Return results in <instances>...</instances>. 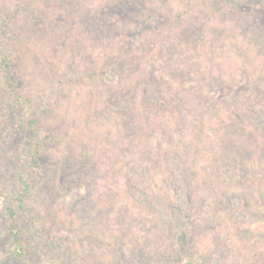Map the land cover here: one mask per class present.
Instances as JSON below:
<instances>
[{
  "label": "trees",
  "instance_id": "16d2710c",
  "mask_svg": "<svg viewBox=\"0 0 264 264\" xmlns=\"http://www.w3.org/2000/svg\"><path fill=\"white\" fill-rule=\"evenodd\" d=\"M105 70L118 74L116 84L101 83ZM0 117L22 138L13 185L2 193L0 264L28 261L29 235L41 230L46 242L37 218L58 216L60 202L103 255H120L97 212L134 185L158 231L160 264H180L188 234L179 229L174 253L159 233L194 210L203 221L195 248L219 264L227 199L219 188L236 185L219 172L237 169L240 179L249 163L264 166V0H0ZM123 158L133 159L127 175L116 168ZM172 188L179 209L170 216ZM65 251L84 264L83 247Z\"/></svg>",
  "mask_w": 264,
  "mask_h": 264
},
{
  "label": "rangeland",
  "instance_id": "374dc122",
  "mask_svg": "<svg viewBox=\"0 0 264 264\" xmlns=\"http://www.w3.org/2000/svg\"><path fill=\"white\" fill-rule=\"evenodd\" d=\"M226 11L227 9L223 10L225 14H227ZM20 37L19 44L24 46L27 40L22 35ZM100 74H102V84L114 85L118 81V74L114 70H105ZM71 81L73 80L69 79L66 82L70 85ZM209 93L212 96L218 95L219 84L217 82L210 87ZM257 124L264 125V121L257 122ZM21 146V135L17 134L16 129L10 126L9 121L5 117H0V220L2 218V193L6 190V187L13 185L18 167L16 155L20 151ZM131 160L133 161V159H120L119 166L116 168L121 169L123 174L127 175V163H131ZM122 164L125 165L124 170L122 169ZM219 173L223 180L230 184L229 187L236 184L233 188L227 189L226 186L219 188H225L224 196L227 198L226 200L224 199L222 204L224 214L222 213L218 217L223 231L221 236L226 240L225 245H221L223 244L221 240L220 244L217 243L215 248L219 251V264H264V166L260 165V163H249L245 177L243 176L240 179H237V176L242 174L237 169L233 171L224 169ZM94 177L95 174L92 175V179ZM97 178L100 183H104L103 175H99ZM67 180H73V178L64 177L63 184ZM174 185L177 186V184H173L172 187ZM106 188L107 186L104 184L101 196L108 197ZM138 190L139 186L134 185V187L128 189V193L121 194L117 198L108 201V204L103 209L99 208L97 212L98 219H103L105 223L107 222V227L109 228H107V233L113 234L115 239L121 241L122 251L120 255L118 253L117 256L112 255L111 258L103 255L101 252L104 247H102L98 237L94 235L92 239L89 230L80 232V228L83 227L81 224L83 219L78 218L65 207L66 205L60 202L53 210L58 216L53 215L54 217L49 218L44 215L42 218H37L38 223L44 222V239L46 242L43 245L40 243L41 230L40 232L39 230H34L32 235H29L27 242L30 244L32 254L29 255L25 264H71L68 258L69 255L65 251L68 246H74L77 250H80L81 247L84 248L85 251L82 255L84 256L82 258L84 264H160L158 261L160 255L156 251V245H152L156 243L154 236H157L158 231L153 228L154 224L150 226V221H153L151 215L143 216L140 210ZM175 191L176 188L168 190L171 205L167 206V208L169 209L168 212L170 211V216L176 214L179 209V201L176 198L178 194L175 195L177 193ZM181 192H178L179 195ZM69 193L70 195L73 194L72 192ZM66 199L72 201L71 196ZM65 202L67 201L65 200ZM123 212L127 214L126 220H123ZM48 214L51 215V212ZM201 214L197 210L188 212L183 221L176 216L172 220L174 228H170L168 233H159L161 238H163L161 242L166 244L169 241V245L174 247L175 253L179 248H177L176 243L174 244V240L179 229L182 227L185 229L188 234L187 247L184 252L177 251L180 264H216L214 260L203 258L197 251L198 248H195L199 237V226L203 224ZM183 215L185 216V214ZM130 216L133 220H128ZM75 223L77 225L80 224V226H75ZM170 237L173 240H170ZM49 241L57 243L60 246L58 248L59 251L54 253L51 246L47 244ZM87 241H92L90 242L91 246L97 242L98 245L95 246V248H99L97 253L87 250ZM208 242L211 243L212 238H208ZM62 246L63 248H61ZM101 254L105 258H102ZM63 256L65 257L64 260Z\"/></svg>",
  "mask_w": 264,
  "mask_h": 264
}]
</instances>
